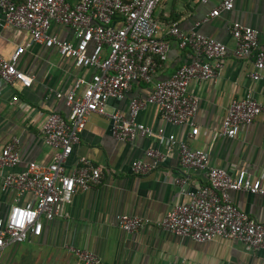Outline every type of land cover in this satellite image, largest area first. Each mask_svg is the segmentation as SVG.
Instances as JSON below:
<instances>
[{
    "label": "crops",
    "instance_id": "0c3cea01",
    "mask_svg": "<svg viewBox=\"0 0 264 264\" xmlns=\"http://www.w3.org/2000/svg\"><path fill=\"white\" fill-rule=\"evenodd\" d=\"M21 1V0H16ZM73 1V0H71ZM222 0H161L153 16L161 27L160 38L168 45L166 60L159 62L152 82H136L126 98L110 99L106 111L128 112V97L146 96L154 82L166 79L193 58V51L180 48L168 32L177 26L185 32L197 31L226 44L223 68L212 80H193L188 93L199 99L194 117L198 133L189 137L190 128L166 123L155 105L147 106L137 120L153 130L163 128L164 134H174L193 148L208 152L210 165L226 169L230 174L245 169L255 177L264 178V125L261 117L251 124H242L234 138L221 135L222 119L229 102L252 89L255 98L264 104V74L253 81L254 56L234 55L235 40L230 28L238 23L257 31L258 43L264 47V0H235L233 8L209 17ZM205 18H208L205 20ZM52 34L74 40L71 28L52 24ZM18 46L24 48L17 68L30 76V86L19 80L6 85L0 82V150L13 140L20 150V162L13 169L22 171L28 162L46 165L53 151L44 144L40 127L47 114L67 108L56 92H67L78 77L89 79L94 70L77 67L71 58L61 56L54 48L30 43L29 34L20 28L5 27L0 31V54L9 58ZM148 149L164 148L154 137L137 134L130 142L116 140L106 116L90 115L78 144L66 161L67 170L86 156L102 169L99 184L78 191L66 204V215L43 220L40 236L20 244H10L0 252V264H82L69 250L70 246L86 248L101 258L100 264H264V249L248 251L237 240L216 238L206 243L181 238L161 229L159 222L167 211L187 197L174 182L185 177L192 190L207 184L205 172L181 169L178 151L174 150L148 174L131 171L134 160H149ZM0 218L11 205L32 199L31 194L19 195L15 190L1 189ZM231 201L242 211L264 220V198L246 191H231ZM148 218L152 223L137 232L127 233L116 225L118 214Z\"/></svg>",
    "mask_w": 264,
    "mask_h": 264
},
{
    "label": "built area",
    "instance_id": "2783aa9c",
    "mask_svg": "<svg viewBox=\"0 0 264 264\" xmlns=\"http://www.w3.org/2000/svg\"><path fill=\"white\" fill-rule=\"evenodd\" d=\"M207 1V0H203ZM235 0H222L209 17L233 8ZM161 0H0V31L11 26L25 30L30 43L54 48L61 56L74 60L77 67L91 68L89 79L78 77L67 92H56L67 108V115L50 112L40 127L43 142L52 151L46 165L30 161L22 171L13 170L20 162L16 140L0 150L1 189L29 193L31 200L10 206L0 218V252L10 244H20L40 236L43 220L66 215V204L78 191H86L100 183L102 169L86 156L67 170L66 161L78 144L91 114L106 116L111 135L118 141L130 142L137 134L154 137L161 149H148L149 160L131 163L134 174L145 175L156 169L174 151L184 173L205 172L207 184L192 190L185 177L174 182L187 197L175 204L156 224L181 238L206 243L216 238L240 241L246 250L264 249V220L240 210L230 198L231 191H246L264 198V178L245 169L230 174L226 169L210 165L207 151L190 147L174 134L165 135L163 128L153 130L137 120L147 106L155 105L162 119L175 126L190 128L189 137L198 133L194 117L199 99L188 93L193 80H212L223 68L228 48L225 43L197 31L185 32L177 26L169 28L180 48L189 47L193 58L179 66L143 97H128V112L106 111L110 99L127 97L136 82H152L159 64L166 60L168 43L160 38L161 27L153 12ZM208 18H205L207 20ZM52 24L72 29L74 40L61 39L50 32ZM235 40L233 53L238 58L254 56L253 81L264 74V47L257 31L235 23L230 28ZM24 48L18 46L9 58L0 54V82L10 85L19 80L30 86L32 78L17 68ZM261 117L264 125V104L248 89L244 96L232 99L222 119L221 135L234 138L242 124H251ZM152 221L131 214H118L116 225L124 232H137ZM69 250L82 264H100L101 258L86 248L70 246Z\"/></svg>",
    "mask_w": 264,
    "mask_h": 264
}]
</instances>
